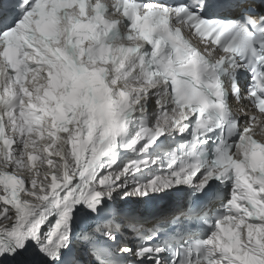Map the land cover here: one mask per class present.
I'll return each mask as SVG.
<instances>
[{
  "label": "snow or ice",
  "instance_id": "1",
  "mask_svg": "<svg viewBox=\"0 0 264 264\" xmlns=\"http://www.w3.org/2000/svg\"><path fill=\"white\" fill-rule=\"evenodd\" d=\"M0 264H264V0H0Z\"/></svg>",
  "mask_w": 264,
  "mask_h": 264
}]
</instances>
